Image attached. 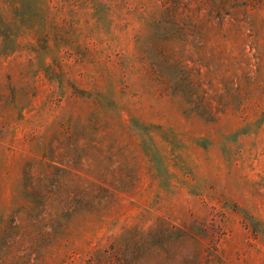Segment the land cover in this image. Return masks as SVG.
Listing matches in <instances>:
<instances>
[{
	"label": "rangeland",
	"instance_id": "374dc122",
	"mask_svg": "<svg viewBox=\"0 0 264 264\" xmlns=\"http://www.w3.org/2000/svg\"><path fill=\"white\" fill-rule=\"evenodd\" d=\"M0 264H264V0H0Z\"/></svg>",
	"mask_w": 264,
	"mask_h": 264
}]
</instances>
